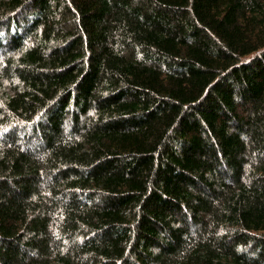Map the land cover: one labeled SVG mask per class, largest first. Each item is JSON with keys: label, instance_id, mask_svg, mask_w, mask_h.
I'll use <instances>...</instances> for the list:
<instances>
[{"label": "trees", "instance_id": "trees-1", "mask_svg": "<svg viewBox=\"0 0 264 264\" xmlns=\"http://www.w3.org/2000/svg\"><path fill=\"white\" fill-rule=\"evenodd\" d=\"M0 264H264V0H0Z\"/></svg>", "mask_w": 264, "mask_h": 264}]
</instances>
